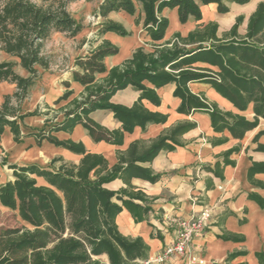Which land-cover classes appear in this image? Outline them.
<instances>
[{"label":"trees","instance_id":"trees-1","mask_svg":"<svg viewBox=\"0 0 264 264\" xmlns=\"http://www.w3.org/2000/svg\"><path fill=\"white\" fill-rule=\"evenodd\" d=\"M40 1L0 0V55L5 56L0 59V82L15 88L12 96L5 95L0 104V139L5 128H9L16 144L33 138L40 147L46 141L79 155L80 159L73 163L59 156L45 166L8 165L12 179L0 184V206L15 213L21 225L0 228V264H140L147 258L148 245L141 237L122 235L115 218L126 209L136 223L148 221L150 200L143 191L130 185V179L136 177L155 183L160 175L136 163L151 161L160 151L180 146L179 138L193 129L195 123L177 124L140 154H137V145H130L112 167H108L102 155L87 152L81 142L59 140L54 134L71 132L80 125L94 142L120 145L124 133H132L135 127L145 129L148 124L166 122V115L148 111L141 102L146 100L159 105L156 89L174 84L173 96L180 99L178 113L187 116L206 113L213 131L227 130L234 139H242L247 131L257 128L259 121L264 120V2H259L248 17L244 35L238 33L244 17L238 16L220 37L217 24L210 22L184 37L175 33L172 39L161 42L168 27L167 18L161 16L164 8H175L179 22L184 24L189 17L201 19L197 1L215 4L217 12L225 14L229 11L227 3L243 5L250 0H101L94 13L104 21L96 36L106 32L129 36V31L120 23L106 19L107 15L123 11L133 16L140 6L144 14L142 29L150 38L152 51L145 52L138 47L129 59L107 69L104 59L116 55L119 49L108 40H102L88 54L74 59L71 81L80 84L83 93L69 100L73 91L69 89V82H63L66 90L54 101V105H58L68 100L58 108L62 118L45 119L41 128H31L24 133L25 118L44 116L48 112L36 108L23 113L21 109L38 79V68L48 69L50 65L42 53V42L52 30L75 37L85 28L83 22L69 12V5L77 0ZM95 42L96 39L89 41L90 45ZM17 66L25 70L27 76L19 75L15 71ZM101 74L104 76L97 79ZM189 82L209 84L240 113L250 106L252 120L224 112L202 94H193L188 89ZM129 86L139 92L131 107L110 101L116 92ZM45 109L50 107L46 105ZM96 110L110 111L121 123V130L109 131L94 122L89 115ZM263 135L264 130H260L253 138L257 152H264V145L258 143ZM238 150L235 147L224 153L223 166L235 164L229 156ZM219 166L215 163L213 169L207 167V170L222 177ZM259 173H264V162H252L247 179L252 182ZM116 179L123 180L126 186L118 191L104 187ZM248 198L264 208V199L257 194H249ZM221 238L243 241L242 237L233 235ZM240 255L247 252L231 253L227 262ZM254 256L258 264H264V252H255Z\"/></svg>","mask_w":264,"mask_h":264},{"label":"crops","instance_id":"crops-1","mask_svg":"<svg viewBox=\"0 0 264 264\" xmlns=\"http://www.w3.org/2000/svg\"><path fill=\"white\" fill-rule=\"evenodd\" d=\"M100 1L85 0L89 12L93 14V21L90 25L84 23L85 28L77 36H68L72 40H81L83 44L80 48H76L73 54L71 53L72 49L63 51L62 54L69 59L66 71L54 69L55 66L51 63L48 69L38 68V79L28 98L23 102L21 109L23 113L32 112L43 105H47L50 109L44 116L25 118L22 132L26 133L31 128H41L45 119L62 118L58 108L66 105L68 100L62 101L58 105H54V101L66 90L63 82H69V89L73 91L69 100L79 97L84 90L80 84L71 81V73L75 70L74 59L88 54L102 40H108L119 49L116 55L104 59L107 69L129 59L138 47H142L145 52L152 51L150 38L142 29L144 14L140 6L137 7L133 16L123 11L110 12L107 15L106 19L120 23L129 31L131 33L129 36L122 37L112 32H106L97 37L96 33L104 21L101 17L95 16L94 13ZM259 2H264V0H250L243 5L227 3L229 11L220 14L217 12L215 4L205 5L197 1L201 11V19L195 20L193 17H189L184 24L179 22L175 8H164L161 11V16L167 18L168 27L161 42L172 39L175 33L184 37L189 32L210 22L217 24V36L220 37L223 32L232 27L235 18L238 16L244 17V21L238 29V33L244 35L247 19L254 12ZM86 18L89 22L88 16ZM91 39H96L97 42L90 45ZM17 67L20 70L19 75L27 76L25 70L20 66ZM103 76L101 74L96 77L98 79ZM3 83L6 82H0V84ZM145 85L152 88L149 83L145 82ZM187 86L193 94H202L222 111L240 114L246 119L252 120L253 113L250 106L245 112L240 113L209 84L189 82ZM174 88V84H166L156 89L160 99L157 106L146 100L141 102L148 111L166 115V122L148 124L145 129L135 127L132 133H124L123 142L120 145H111L104 141L94 142L88 132L80 125L75 126L71 132H57L54 135L59 140L81 142L87 152L102 155L106 159L108 167H112L117 164L119 155L126 154L130 145H137V154H140L156 138L177 124L195 123L193 129L179 138L180 146H176L171 151H160L151 161L136 163L138 167L148 169L153 174H159L160 178L155 183L136 177L130 179V185L143 191L150 200L148 221L136 223L131 213L123 209L115 218L118 230L126 237H141L145 241L149 251L147 258L140 262V264H144L148 258L154 257L172 240L173 232L168 230L162 221L165 216L175 215L187 218L192 213L198 212L203 205H206L212 210L211 223L204 232L193 238L190 244L191 253L203 260V264H258L254 253L264 252V208L259 207L256 202L249 199L248 195L257 194L264 199V173L255 174L251 182L247 179V170L252 162H264V152L255 151L257 144L253 143L256 133L264 130V120L259 121L257 128L247 131L242 139H234L227 130L223 132L213 131L210 118L206 113L196 112L188 116L178 113L177 108L180 105V99L173 96ZM138 97L139 92L129 86L116 92L110 101L114 104L131 107ZM2 101L3 98L0 96V104ZM89 116L94 122L109 131L121 130V123L114 119L108 110H96ZM3 134H7V137L5 141L1 137L0 147L6 151H12L13 159L15 156L20 157L17 155V151L23 149L22 146H27V151H35L32 154L42 160L43 165H48L51 159L59 156L65 161L73 163H78L80 159L79 155L55 147L46 141H43L40 147L36 146L33 138H25L21 144H16L12 140L9 128H5ZM219 140H224V142L219 143ZM258 143L264 145V135L259 137ZM235 147L239 149L238 152L229 156V160L234 161L235 164L223 166L224 153ZM25 153L23 149L22 154L20 153L21 159ZM215 163H218L219 168H222V177L207 170V167L213 169ZM219 168L218 172L220 171ZM125 186V182L121 179L104 185L111 191H118ZM241 220L244 222L241 223ZM222 235L242 237L243 241L223 240ZM239 251H246L247 255L236 256L227 262L229 254ZM165 264H183V261L176 258Z\"/></svg>","mask_w":264,"mask_h":264},{"label":"rangeland","instance_id":"rangeland-1","mask_svg":"<svg viewBox=\"0 0 264 264\" xmlns=\"http://www.w3.org/2000/svg\"><path fill=\"white\" fill-rule=\"evenodd\" d=\"M32 1L36 3H41L40 0H32ZM69 12L73 17H75L76 20H81L83 24L86 23V25H90L93 21L92 20L93 14L89 12L85 0H77L76 2L70 4ZM86 16H88L89 22H87ZM82 44L83 42H81V40L79 41L72 40L65 33L56 32L52 30L49 33V36L42 42V53L45 57L48 58L50 63L55 66L54 69L66 71L69 59L62 54L63 51L72 49L71 53L73 54L74 53L73 51H75L76 48H80ZM4 58L5 56L0 55L1 60ZM15 71L18 73L20 70L18 67H16ZM14 91H15L14 85L9 83L0 84V96L2 98L5 95L12 96ZM37 108H39L41 112L48 111L47 109H45V105ZM6 135L7 134H3L2 136L4 141L6 140L7 137ZM22 148L26 152L24 154L23 159L20 158L23 149H19V151L16 150L17 155H20V157L17 158L15 156L13 159L12 151L9 150L6 151L0 147V184L6 182L7 180L12 179V171L8 169V165L10 164L26 165V164L36 163L41 166H45L42 164V160L36 158V156L32 154L35 151H27L28 149L27 146H22ZM20 225H21V221L18 219L15 213L7 209H4L0 206V228L19 227Z\"/></svg>","mask_w":264,"mask_h":264},{"label":"built area","instance_id":"built-area-1","mask_svg":"<svg viewBox=\"0 0 264 264\" xmlns=\"http://www.w3.org/2000/svg\"><path fill=\"white\" fill-rule=\"evenodd\" d=\"M211 217L212 210L206 205L187 218L165 216L162 221L164 226L173 232L172 240L158 254L148 258L144 264H165L176 258H180L183 264H203V260L191 253L190 244L194 237L204 232L210 225Z\"/></svg>","mask_w":264,"mask_h":264}]
</instances>
